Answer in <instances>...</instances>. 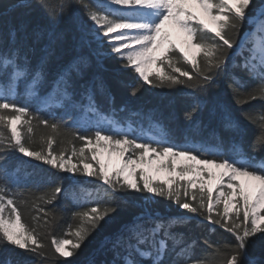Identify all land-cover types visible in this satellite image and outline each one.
<instances>
[{
    "label": "snow or ice",
    "instance_id": "1",
    "mask_svg": "<svg viewBox=\"0 0 264 264\" xmlns=\"http://www.w3.org/2000/svg\"><path fill=\"white\" fill-rule=\"evenodd\" d=\"M245 24L248 29L242 34ZM169 29L179 35V42ZM69 48L75 52L70 59ZM113 55L121 69L138 73V80L127 85L133 96L143 83L192 90L183 113L188 126L182 143L171 142L172 129L158 109L132 110L148 117L154 129L150 136L137 135L116 119L118 112L129 110L127 105L116 109L103 78L88 77L93 60L102 67ZM152 68L155 76L150 80ZM224 88L231 93L230 102L214 99ZM97 93L107 98V113L97 103ZM257 101L264 105V0H57L55 8L49 0H10L0 9V247L12 245L32 256L33 264H46L47 245L22 222L25 192L39 193V200L53 206L41 210L51 216L46 224L64 211L55 204L62 192L76 205L71 215L78 222L66 233L74 239H51L54 252L64 260L76 255L102 223H110L122 205L133 203L127 194L134 192L150 195L142 196L134 204L139 211L105 238L104 246L112 253L108 264H264L248 252L250 238L264 233V107L255 112L245 107ZM53 109L59 111L54 114ZM204 112L208 124L199 118ZM243 121L257 127L247 145ZM40 125L52 134H71L83 144H73L70 153L66 148L54 151L55 139L49 135L41 138L40 147H32L34 129ZM96 148L121 158L132 152L137 159L128 156L113 173ZM13 151L101 183L72 179L65 187L62 178H48L21 185L20 165L12 166L10 159ZM148 153L193 161L180 169L181 177L193 179L181 184L154 183L144 172L137 177L130 165L145 163ZM163 167L175 171L171 162ZM33 175L28 173L29 178ZM238 177L249 179L239 182ZM213 180L224 186L215 198L208 183ZM77 191L95 195L80 201ZM156 197L194 215H168L167 208L155 207ZM216 205H222V212ZM194 218L197 228L205 222L219 226L235 243L214 245L203 238L209 251L198 254L201 240L189 235ZM181 228L188 232L177 230Z\"/></svg>",
    "mask_w": 264,
    "mask_h": 264
},
{
    "label": "trees",
    "instance_id": "2",
    "mask_svg": "<svg viewBox=\"0 0 264 264\" xmlns=\"http://www.w3.org/2000/svg\"><path fill=\"white\" fill-rule=\"evenodd\" d=\"M49 2L51 7L55 8L57 6V0H49ZM8 3H10V0H0V9L6 7ZM257 3H259V0H257ZM76 11L78 15L84 16L82 9H77ZM85 19L87 18L85 17ZM247 29L248 25L245 24L244 29H242V34ZM104 48L107 49L108 45L105 44ZM84 51L87 52L88 49H85ZM73 55H75L74 50L69 48L66 53V58L70 59ZM181 66L190 69L189 65L182 64ZM93 74L102 77L107 84L108 89L115 98L114 106L116 109H119L122 105H127L129 109L128 111L118 112L116 114V119H118L123 125L131 124L136 130L137 135L150 136L153 134L154 129L152 128L148 117L144 115H133L132 110H140L143 113H148L150 109H158L163 113L165 122L172 129L171 142L176 144L182 143L185 129L188 126L184 120L183 113L190 106L191 100L187 94L192 91L191 89L185 88L183 85H177L175 87L169 88L155 87L150 84L143 83L140 91L133 96L130 94L127 85L138 80V73H135L131 68L121 69L120 63L115 58V55H113L110 59L104 60L102 67L97 66L95 60H93L92 66L88 69V77ZM154 76L155 74L150 76V80L153 79ZM214 99H217L220 102H230L231 93L227 88H224L218 96L214 97ZM96 101L105 113L109 111L110 105L105 96L97 93ZM245 107L255 112L261 107H264V105H261L260 102L257 101L253 104L246 105ZM48 111V109H44L43 114L47 115ZM52 111L55 114L59 110L53 109ZM199 118L204 122V124L209 123V116L207 112L200 114ZM213 123L214 125L218 126V122ZM243 124L245 127V143L247 145L248 143H251L252 137L257 132V127L247 121H243ZM49 135H53L55 139V143L53 144L54 151H59L61 148H66L70 153L73 144L77 148L83 144V141L73 138L71 134H52L50 129L40 125L34 129V142L32 147H40L41 138H46ZM68 141H71V143H68ZM90 148L91 147L86 150V155L89 157L93 151ZM10 159L12 166L17 164L20 165L18 183L21 185L32 184L36 181H45L48 178H62V182L65 187L70 185L72 179L79 180L81 183L90 181L91 185L93 186L101 183L94 177H86L78 173L75 176H72L70 173L59 172L57 169L52 168V166L44 164L41 161H37L34 158L26 157L17 151H13L10 154ZM73 162H76L75 157H73ZM92 163L94 167H98V165L95 164V161H92ZM32 171L35 172V175L29 178L28 173ZM180 183L184 184L186 182L181 180ZM173 187H175V185H173ZM196 191L199 192L198 187ZM181 192H183V189H181ZM94 195L95 194H92L90 196L80 191L76 192V198L80 201H88L92 199ZM127 195L133 203L122 205L119 212H117L114 216L109 217L111 222L102 223L100 228L82 244L81 248L77 251V254L68 260L59 258L58 254L54 252V247L51 245V239L53 236L58 239H74V237H67L66 233L70 225L72 226L73 230H75V226L78 222L74 220L71 215L76 205L71 199H64L63 192L57 198L55 204L63 208L64 211L57 212L56 220L51 224L45 223V220L51 221V216L46 217L44 212L41 210L51 209L53 206L46 204L42 200H39L37 198L39 193L29 194L28 192H25L24 198L28 202L21 206L22 222L28 227L34 228L36 233L40 235V238L47 245V248L44 250L47 253L46 264H108V262L112 259V253L104 246L105 238L114 235L124 221L129 219L133 213L139 211V208L135 207L134 204L139 202L142 196L150 194L132 192L128 193ZM154 199L157 201L155 207H158L161 211L167 208L168 212L166 214L168 215H194L191 213L182 212L172 201H168L159 197ZM84 206L87 207V203H85ZM215 207L219 208V210L222 212V205H216ZM189 227L192 229L189 235H193L201 240L200 247L197 249L198 254L201 251H209L207 246L202 242L203 238H207L214 245L235 243L232 234L219 228V226H213L205 222L202 227L197 228L195 226L194 218L192 225ZM211 227H215L214 232L208 231V229ZM177 230L188 232V228H181ZM262 236H264V233H258L256 236L250 238L248 252L249 255L255 259H264V239H261ZM33 261L34 258L25 253L24 250L15 248L12 245L0 247V264H17V262H22V264H33Z\"/></svg>",
    "mask_w": 264,
    "mask_h": 264
},
{
    "label": "rangeland",
    "instance_id": "3",
    "mask_svg": "<svg viewBox=\"0 0 264 264\" xmlns=\"http://www.w3.org/2000/svg\"><path fill=\"white\" fill-rule=\"evenodd\" d=\"M169 31H172L173 33V39L179 42L180 37L179 35L172 29H169ZM152 73L155 74V68L151 69ZM103 143V142H102ZM119 147V146H118ZM93 150L92 148H90ZM95 151L100 153V156L98 157L102 163L108 164L110 166V171L113 173L123 167L125 160L128 156H132L133 159H137L135 155L132 154V152L126 153L124 158H121L118 154L113 153L111 156H109L108 151H106L104 148H96ZM145 163H137L135 165H130L131 167H134L137 172V177H139V174L141 172L147 173L149 178L153 182L162 183L167 180H177L179 182L193 179L191 175H187L184 177H181L180 175V169L181 167L189 164H193V161H188L184 158H179L173 160L171 157H160L156 153H148L145 157ZM172 163L173 168H175V171H169L167 168L163 167L165 165H168L169 163ZM161 169L160 171H157V169ZM213 172H218L217 169H211ZM248 177H238L239 182H246L248 181ZM210 186L214 188L213 191V197H216V192L220 190L221 187H224L223 185H218V182L216 180L209 181L208 182ZM252 183L258 184V181H253ZM231 191V189H228Z\"/></svg>",
    "mask_w": 264,
    "mask_h": 264
},
{
    "label": "bare ground",
    "instance_id": "4",
    "mask_svg": "<svg viewBox=\"0 0 264 264\" xmlns=\"http://www.w3.org/2000/svg\"><path fill=\"white\" fill-rule=\"evenodd\" d=\"M129 31H135V30H129Z\"/></svg>",
    "mask_w": 264,
    "mask_h": 264
}]
</instances>
